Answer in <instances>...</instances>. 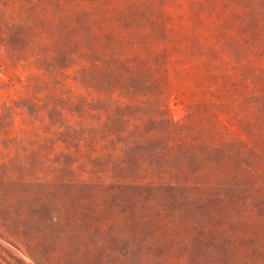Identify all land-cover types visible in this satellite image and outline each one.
<instances>
[{
	"label": "rangeland",
	"instance_id": "obj_1",
	"mask_svg": "<svg viewBox=\"0 0 264 264\" xmlns=\"http://www.w3.org/2000/svg\"><path fill=\"white\" fill-rule=\"evenodd\" d=\"M0 264H264V0H0Z\"/></svg>",
	"mask_w": 264,
	"mask_h": 264
}]
</instances>
